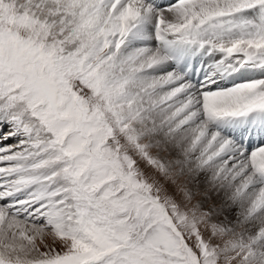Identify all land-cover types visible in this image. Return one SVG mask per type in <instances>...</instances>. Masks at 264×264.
<instances>
[{"label":"snow or ice","instance_id":"snow-or-ice-1","mask_svg":"<svg viewBox=\"0 0 264 264\" xmlns=\"http://www.w3.org/2000/svg\"><path fill=\"white\" fill-rule=\"evenodd\" d=\"M0 264H264V0H0Z\"/></svg>","mask_w":264,"mask_h":264}]
</instances>
